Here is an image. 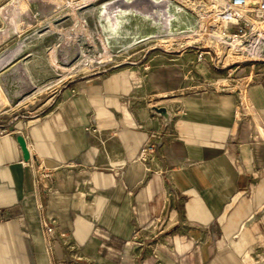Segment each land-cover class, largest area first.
Returning a JSON list of instances; mask_svg holds the SVG:
<instances>
[{"label":"crops","instance_id":"1","mask_svg":"<svg viewBox=\"0 0 264 264\" xmlns=\"http://www.w3.org/2000/svg\"><path fill=\"white\" fill-rule=\"evenodd\" d=\"M29 10L0 0L3 69ZM247 65L152 54L1 115L0 264H264V61Z\"/></svg>","mask_w":264,"mask_h":264},{"label":"rangeland","instance_id":"2","mask_svg":"<svg viewBox=\"0 0 264 264\" xmlns=\"http://www.w3.org/2000/svg\"><path fill=\"white\" fill-rule=\"evenodd\" d=\"M20 1L26 4V11L31 9L32 17L30 22L24 24L23 19L19 31L11 36V48L17 46L8 56L21 47L16 64L0 68V85L11 101L0 116L14 117L28 111L72 79L113 65L138 62L152 54L176 58L182 54L197 55L199 50H211V54L206 56L214 59H243L230 55L222 45H219V49L215 46L205 47L215 44L204 37L205 26L211 22L212 29L218 28L211 21L213 17L206 23L201 19L213 13L210 0H167L179 8V25L193 28L197 35L166 37L149 19L135 14H127L115 34L103 31L99 21L101 6L119 0ZM236 29L228 25L225 31L231 33ZM4 58L1 57L0 62ZM248 63L253 62H234L229 68L235 65L249 66ZM24 74L27 82L19 79ZM29 85L35 93L25 98L30 92Z\"/></svg>","mask_w":264,"mask_h":264},{"label":"built area","instance_id":"3","mask_svg":"<svg viewBox=\"0 0 264 264\" xmlns=\"http://www.w3.org/2000/svg\"><path fill=\"white\" fill-rule=\"evenodd\" d=\"M212 4V16L214 18L215 27H220L222 36L224 37L223 45L227 42L240 41L239 45L232 50L234 56H242L243 59L232 61L226 67L234 62H256L264 61V0H219L218 2L210 0ZM236 27V31L226 33L227 26ZM260 47L259 57L252 58L255 48ZM230 50V47H229ZM255 52V51H254ZM210 51L199 50L197 59L202 60L205 55H210ZM214 59V58H213ZM220 58L214 59L216 65L219 66ZM6 130H0V136ZM153 151L152 146L146 147L141 153L142 157ZM46 176V175H45ZM42 208L39 205V209ZM6 220L0 215V222ZM43 227L46 233H51L53 227L43 220Z\"/></svg>","mask_w":264,"mask_h":264},{"label":"bare ground","instance_id":"4","mask_svg":"<svg viewBox=\"0 0 264 264\" xmlns=\"http://www.w3.org/2000/svg\"><path fill=\"white\" fill-rule=\"evenodd\" d=\"M214 1L218 2L219 0H214ZM178 13H179V8L173 6L167 0H119L117 2L106 3L103 6H101L99 10V21L101 24L100 25L101 29L103 31H108L111 34H115L117 32V29L121 26L122 22L124 21L123 19L125 18V16L127 14H135L142 18L149 19L152 22L153 26L159 27L163 31L165 37L183 36L188 34H193L194 36H196L197 35L196 31H193V28L182 27L181 25H179V21L177 17ZM212 17H213L212 15L211 16L205 15L201 17V19H203L204 22L206 23ZM211 21H213V24L215 23L214 18ZM177 24L178 27H176ZM211 26L212 25H208V24L205 26L204 37L213 40L215 44L224 46L226 52H229L230 55H234L232 53V50L236 48V45H239L240 41L235 40L234 42H227L226 45H223L222 42L224 41V37L222 36L221 28L216 27L217 29L214 30L211 28ZM5 38H6V33L0 32V42H2ZM211 46L212 45H205V47H211ZM254 51L251 52L253 59L259 57L258 53L260 52V47L255 48ZM2 66H4V64H1L0 68Z\"/></svg>","mask_w":264,"mask_h":264},{"label":"water","instance_id":"5","mask_svg":"<svg viewBox=\"0 0 264 264\" xmlns=\"http://www.w3.org/2000/svg\"><path fill=\"white\" fill-rule=\"evenodd\" d=\"M156 112L159 113L165 119L168 118V113L165 111V109L159 108V109H156ZM16 141H17V143L21 149L23 160L25 162H28L30 160V154H29V151L27 149L25 139L23 138V136L20 133H18L16 135Z\"/></svg>","mask_w":264,"mask_h":264}]
</instances>
